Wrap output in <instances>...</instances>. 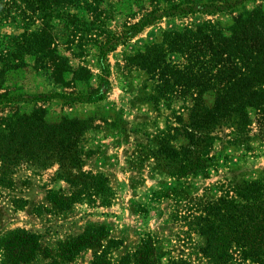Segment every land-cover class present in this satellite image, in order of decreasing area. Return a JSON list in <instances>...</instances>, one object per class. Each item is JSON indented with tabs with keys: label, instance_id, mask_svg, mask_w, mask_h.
Instances as JSON below:
<instances>
[{
	"label": "trees",
	"instance_id": "obj_1",
	"mask_svg": "<svg viewBox=\"0 0 264 264\" xmlns=\"http://www.w3.org/2000/svg\"><path fill=\"white\" fill-rule=\"evenodd\" d=\"M127 1L137 9L129 16L137 13L138 19L114 32L108 26V0H0V179L8 178L9 164L45 168L57 163L58 175L76 188L70 197L62 198L60 209H67L84 194L100 197L102 205L110 203L108 178L81 170L79 142L87 129L86 121L62 116L50 122L36 106L46 98L32 100L7 86L10 73L30 66L26 58L33 59L31 67L36 71H46L61 82L62 74L72 66L57 52L54 22L78 16L72 15V7L82 11L85 27L67 28L68 33L78 32L81 40L90 36L96 56L103 59L118 44L161 18L231 14L229 24L207 20L182 30L164 31L161 42L150 43L130 57L156 81L157 95L151 96L155 103L183 99L186 104L174 116L176 125L168 126L156 138L157 159L164 161L167 170L191 174L206 169L214 159L210 150L216 128L231 127L232 141L239 145L248 140L246 134L253 122L264 127V0ZM248 1L252 6L247 7ZM86 45L69 40L66 49L82 56ZM170 52H178L182 60L173 62ZM98 90L95 100L103 96ZM22 103L34 106L21 109ZM252 110L256 116L251 115ZM179 139L177 144L172 142ZM201 200L189 224L202 238L198 252L208 264H264V175ZM85 232L64 248L61 245L58 253L45 254L48 264H63L84 248L93 249L91 264H191L183 256H169L163 262L151 234H145L133 251L115 259L112 249L120 245L119 240L110 237L101 225H89ZM12 233L14 242H4L5 252L12 256L10 264L31 261L38 236L22 229Z\"/></svg>",
	"mask_w": 264,
	"mask_h": 264
},
{
	"label": "rangeland",
	"instance_id": "obj_2",
	"mask_svg": "<svg viewBox=\"0 0 264 264\" xmlns=\"http://www.w3.org/2000/svg\"><path fill=\"white\" fill-rule=\"evenodd\" d=\"M108 1V26L114 32L138 19L137 13L129 16L137 9L127 0ZM246 5L252 6L250 1ZM71 12L78 16L54 22L57 52L66 56L72 66L62 74L61 82L46 71H36L31 67L33 59L26 58L30 66L10 73L7 86L11 92L29 95L32 100L46 98L36 106L50 122L59 121L62 116L86 121L87 129L79 142L81 170L108 178L110 203L102 205L100 197L84 194L67 209H60L62 198L70 197L76 188L58 175L57 163L45 168L9 164L8 178L0 179V264L12 262L4 242H14L12 232L17 229L38 236L35 257L20 264H48L45 254L58 253L61 245L64 248L73 237L86 234L89 225L103 226L110 237L120 241L112 249L115 259L133 251L145 234H151L163 262L169 256H183L191 264H208L198 252L202 238L189 222L201 199L215 198L228 186L264 175V127L253 122L246 134L248 140L239 145L232 141L231 127L216 128L210 150L214 159L206 169L191 174L167 170L164 161L157 159L156 138L168 126L176 125L174 116L186 104L183 99L155 103L151 96L157 95L156 81L130 57L150 43L161 42L164 31L182 30L207 20L229 24L231 14L195 13L161 18L118 44L103 59L96 56L98 51L90 36L81 40L78 32L68 33L67 28L85 27L79 7H72ZM69 40L85 42L86 53L70 54L66 49ZM168 57L173 62L182 60L178 52H170ZM98 89L103 96L95 100ZM33 106L22 103L19 107L29 110ZM250 113L256 116L253 110ZM181 140L172 142L177 144ZM16 252L14 249L13 253ZM92 259L93 249L84 248L63 264H91Z\"/></svg>",
	"mask_w": 264,
	"mask_h": 264
}]
</instances>
